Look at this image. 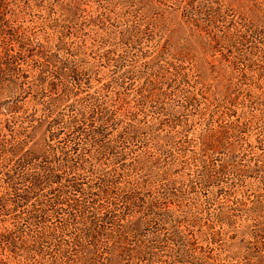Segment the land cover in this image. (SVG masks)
<instances>
[{
	"label": "rangeland",
	"instance_id": "374dc122",
	"mask_svg": "<svg viewBox=\"0 0 264 264\" xmlns=\"http://www.w3.org/2000/svg\"><path fill=\"white\" fill-rule=\"evenodd\" d=\"M0 264H264V0H0Z\"/></svg>",
	"mask_w": 264,
	"mask_h": 264
}]
</instances>
